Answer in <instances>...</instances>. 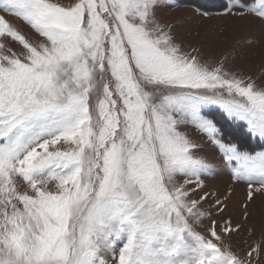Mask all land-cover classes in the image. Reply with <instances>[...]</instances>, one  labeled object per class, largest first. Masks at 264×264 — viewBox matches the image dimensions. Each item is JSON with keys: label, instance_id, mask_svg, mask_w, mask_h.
I'll list each match as a JSON object with an SVG mask.
<instances>
[{"label": "snow or ice", "instance_id": "6c2138e0", "mask_svg": "<svg viewBox=\"0 0 264 264\" xmlns=\"http://www.w3.org/2000/svg\"><path fill=\"white\" fill-rule=\"evenodd\" d=\"M219 7L264 30V0ZM177 8L211 15L189 0H0V264H264V237L233 247L222 234L241 223L216 196L218 233L204 207L220 174L246 185L245 216L264 197V79L182 51Z\"/></svg>", "mask_w": 264, "mask_h": 264}, {"label": "rangeland", "instance_id": "374dc122", "mask_svg": "<svg viewBox=\"0 0 264 264\" xmlns=\"http://www.w3.org/2000/svg\"><path fill=\"white\" fill-rule=\"evenodd\" d=\"M62 2L68 3L69 0H62ZM189 2L194 7L203 6V10L210 12L211 15L201 17L187 8H177L166 14V22L171 25L181 50L191 53L195 48L202 61L209 64L226 61L229 67L241 74L251 75L257 81L264 79V30L250 21L222 14L217 15V13H222L219 6L225 0H189ZM9 19L29 36H33L32 30L22 21L14 17H9ZM92 102H95V96ZM255 143L253 141V144ZM202 155L211 158L213 153L207 150ZM205 184L208 191L215 193V196L210 197L212 203H206L204 207L210 209L217 218L218 233L223 221L219 218L221 214L215 212L216 196L227 204L225 216L231 217L234 224L241 223L238 237L228 240L222 234L225 243H230L233 247L247 248L244 242L252 243L253 240L259 242L264 237V197L256 196L254 202H247V215L245 216L242 207L246 202L247 187L245 184L233 181L227 174L208 177ZM53 186L49 185V187ZM225 197H227L226 200ZM210 223V218L202 219L198 231L207 235L206 230ZM261 261H264V257Z\"/></svg>", "mask_w": 264, "mask_h": 264}]
</instances>
